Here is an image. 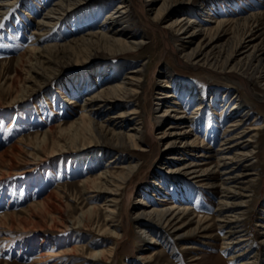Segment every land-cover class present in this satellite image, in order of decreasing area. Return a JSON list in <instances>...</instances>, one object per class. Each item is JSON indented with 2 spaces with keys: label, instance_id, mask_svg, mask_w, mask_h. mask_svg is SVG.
I'll use <instances>...</instances> for the list:
<instances>
[{
  "label": "rangeland",
  "instance_id": "1",
  "mask_svg": "<svg viewBox=\"0 0 264 264\" xmlns=\"http://www.w3.org/2000/svg\"><path fill=\"white\" fill-rule=\"evenodd\" d=\"M119 1L121 0H114L102 9L100 6L96 9L82 5L81 9L65 17L46 33L38 30L39 19L54 0H19L0 16V24L3 25L0 27V264H237L238 258L230 260V254L238 251L246 254L239 259L250 257L257 260V264H264V244L261 239L264 228L262 83L250 80L252 94L228 79V74L212 75L208 71L185 66V62L179 57L180 51L166 49L161 32L149 27L145 15L137 6L138 0H131L136 6L134 14L137 26L134 32L138 38L145 40L143 49L113 55L103 50L88 53L83 49L67 48L65 52L50 53L51 57L46 51L45 47L48 45L69 43L80 38L82 33L97 28ZM161 3L162 1H158L155 8ZM201 3L198 7L189 4L193 7L195 22L188 33L200 21L215 27V19L230 18L238 20L236 36L231 29L233 26L228 25L225 28L228 31L220 32L214 45L230 43L251 34L250 38L253 39L248 46L250 49L261 40L264 42V13L257 16L252 27L254 32L249 34V29L242 25L245 16L264 12V0H202ZM172 16L162 20L161 26L169 24ZM166 31V37L173 45L179 43L173 29ZM186 39L189 41L191 38ZM196 39L189 42V45L199 40ZM249 48L242 49L241 52H246ZM262 51L264 46L258 53ZM45 58H52V61L49 67L45 64L47 77L40 83L39 75L43 72L41 62ZM141 64H146L145 83L136 95L129 98L127 107L138 105L140 115L137 118L140 116L145 121L143 139L138 142L144 150H139V146H106L102 142L91 140L88 135L86 139L78 136V143L73 144V134L69 127L72 123H80L87 94L92 96L98 92L104 79H121ZM165 67L169 68L173 77L164 88L172 89L175 96L168 99V102L177 100L176 108L179 109L170 113L163 127L174 125L173 130L176 132L188 127L192 130L163 138L160 120L152 121V134L148 120L151 116L155 117L157 108L162 106H156L155 103L160 86L164 85L161 82L164 76L161 70ZM183 84H189V88L195 87L205 94L213 93L208 94L205 106L198 110L195 119L182 116L192 115L196 105L188 103L189 93L187 89L181 90ZM214 94L217 95L216 99H213ZM223 95L228 98L240 97L245 103L249 115L244 127H259V136L256 143H253L257 147L255 170L259 173L258 181L252 191L247 216L241 222L232 224L234 230L239 232L230 241L232 248L229 250H225L222 245L223 230L214 226L217 214L214 210L218 204L219 190L201 186V178L195 177L201 172L193 175L183 173L185 164L192 159H204L200 154L208 147L215 149L220 143L229 120L220 116L218 108L221 107L219 105ZM120 102L114 113L121 111L126 105ZM226 103L227 100L222 102L224 105ZM88 115L95 122L106 118L105 111L98 114L88 112ZM109 121L105 119L104 123ZM136 121L131 119L124 130L131 124L133 126ZM75 128L78 129L77 126ZM62 129H65L63 134ZM173 130L171 132H175ZM189 136L198 138L196 148L186 149L184 138ZM177 137L179 139L176 144L166 150L167 141ZM172 156L176 159H171ZM112 157L117 162L110 164L109 159ZM208 160L215 161V158ZM128 161L138 163L139 166L127 187L119 192L120 204L113 220L107 219L104 209L100 207L90 214L89 207L103 204L101 196L104 193L98 192L100 197L94 199L87 198L89 193L85 179L94 178L107 169L117 174ZM207 165L209 164H204L197 170L207 168ZM233 165L237 169L234 174L239 173L242 167ZM213 175L212 171L209 181L214 178ZM237 199L235 196L231 202ZM142 200L147 203V209L186 203L194 211V216L208 217L214 236L203 237L196 234L180 241L168 230L160 228L144 239L137 225L131 224L136 217L135 207ZM229 207L233 209V203ZM105 225L110 226L111 230L117 227V232L124 236L117 238L116 234L99 231L102 228L104 230ZM183 226L187 230L194 228L196 224L187 222ZM239 235L248 240L239 241ZM151 237L158 242L153 243ZM208 241L214 245L205 244ZM114 242L116 248L110 260L98 258L93 261L86 258L94 251L107 249ZM57 253L61 256H53ZM40 254L41 259L38 258ZM146 254L153 255L154 259L146 262L141 258Z\"/></svg>",
  "mask_w": 264,
  "mask_h": 264
},
{
  "label": "bare ground",
  "instance_id": "2",
  "mask_svg": "<svg viewBox=\"0 0 264 264\" xmlns=\"http://www.w3.org/2000/svg\"><path fill=\"white\" fill-rule=\"evenodd\" d=\"M18 1L19 0H0V16L5 13L6 9ZM113 1L114 0H54V2L51 3L41 15L38 30L46 33L65 17L69 16L74 11L81 9L82 5L83 7H96V9L100 6L102 9ZM158 1H162V3L159 7L155 8ZM201 2L202 0H138L137 6L145 15V20H147L149 27L155 31L159 30L161 32L164 47L166 49L170 48L172 50L177 49L180 51L181 54L179 57L183 59L185 66H189V68L195 70L208 71L212 75L228 74V79H232L233 82L239 84L253 94L250 80L258 81L264 85V51L258 53L260 48L264 46V42L261 40L254 44L250 49L248 46L251 45L253 39L250 38L253 35L251 34L249 36L245 35L242 38H238L236 41L232 40L233 42L230 43H224L219 46L214 45L213 43L219 38L220 32L225 31V28L228 25L233 26L231 29H233L234 36H236L235 32L237 30L238 20L230 18L215 19V27H211L210 24L202 23V21L199 20L201 23L196 26L193 31L188 33L193 22H195V19H193L194 15H192L194 14V11L191 6H201ZM135 7V2L131 0H121L116 7H112L109 10L108 14L104 17L102 24L97 26V28H92L91 30L82 33L81 36L79 35L80 38L71 40L69 43H54L46 46L45 49L48 51L50 57V53L65 52L67 48L75 50L83 49L88 51V53H91L94 50H103L112 53L113 55L139 51L144 48L146 42L143 38H138L134 32L137 26L136 15L134 14ZM263 13L264 12L257 14L254 13L243 18L242 25L249 29V34L254 32L252 27L257 20V16ZM170 15H173L171 21L169 24H165L162 27V20ZM169 28L177 33L176 37H178L179 43L176 45H173L166 37V29ZM186 38L191 39L188 41ZM196 38H199V40L197 42L195 41L193 45H189V42H194V39ZM188 45L189 47H187ZM245 48H249V50L246 51L249 53L246 54L245 51L241 52V50ZM51 61L52 58H45V60L41 62V70L43 72H40L39 75L41 77H39L40 83H43L46 80L47 73L45 64L49 67ZM161 72L164 75L163 79L161 78V82L164 83V85L160 86L161 88L158 93L159 96L157 97L155 105L162 106L157 108L158 112L156 116L153 118L151 116L148 120L152 127L150 133L152 134L154 123L152 121L155 119L160 120L162 129L161 134L163 138L166 136L188 133L192 130L189 127L184 128L185 130L181 129L183 131L180 132L173 130L174 125L163 127L165 126L170 113L177 112L179 107L178 109L176 108V104L178 105L177 100H173L172 102L169 100L171 104L166 105L167 103H170L168 102V99H172L171 97L174 96L172 89L166 90L164 88L168 86L169 80L173 77V73L170 72L168 67H165ZM145 76L146 64H141L139 67L137 66V68L127 72V74L121 79H104L98 92H95V94L93 93L92 96L87 94L84 101L86 107L80 118V123H78L79 126L72 123L69 127V130L72 131L73 134L72 143L76 145V143H78V136H82L83 139H86L88 135L91 140H97L98 142L104 143L106 146L117 148H123L126 146L138 148L139 146V150H144L142 148L143 146L139 145L138 142L143 139L142 132L146 129V127L143 126L145 121H143V118L140 116L137 118V116L140 115L138 105L128 108L127 103L130 102L129 98L131 96L136 95L139 92L140 88L145 83ZM188 85L185 84L182 86L181 90L187 89L190 99V102L188 103L193 102L196 105L195 109H193L192 115L182 116H185L187 119H195L198 112L205 106L208 94L213 93L206 92L205 94L202 91L197 90L195 87L189 88ZM216 97L217 95H215L213 99H216ZM225 97L226 95L222 96L220 100L221 105H219L221 107L218 108L220 116L229 118V120L223 131V137H221L220 143L215 149H208V147L206 151H203L200 154V157H204V159H192L185 164L183 166V173L184 175H193L197 172H201L200 174L197 173L198 175L195 176L201 178L200 185L211 188L215 187L219 190L217 191L219 193L218 204L214 210L217 212L214 219V226L216 229L223 230L224 235L221 238L222 245L225 250H229L232 248L230 246L232 242L230 241L233 240V236L239 232L234 230L232 224L241 222L242 219L247 216L252 191L256 187L258 181L259 173L255 170V159H257V157H255V148L257 147H255L253 143H256L259 136V127L257 125L244 127L249 115V110L245 109V103L237 96L234 98ZM12 98L16 99V97ZM226 100L227 103L225 105L222 104V102ZM120 101L126 105H122L123 107L121 111L114 113L115 108L117 109V107L120 106ZM100 111L106 112L105 119L110 120L107 124L104 123L105 119L101 122H95L88 115V112L98 114ZM131 119H136V123H134L133 126L131 124L124 130L126 123ZM175 123L173 122V124ZM76 126L78 129L75 128ZM49 129L52 130V127ZM171 130L175 132H171ZM63 133H65V129L61 130V134ZM160 137L161 136H159V138ZM177 139H179V137L168 140L165 147L166 150L171 148V146H174L178 141ZM184 141V145L187 146L186 149L196 148L199 144L198 138H192L191 136L185 137ZM104 149L106 150V147ZM173 158L175 157L172 156L171 159ZM211 158H215V161L208 160ZM109 162H111L110 164L116 163L117 159L112 157L109 159ZM204 164L209 165H207V168H201L198 171V167L204 166ZM233 164H238L239 167H242L239 173L237 172V174H234V171L237 169H234ZM138 166V163L133 164L132 161H128L117 174H113L107 169L94 178L89 177L85 179L84 183L88 185L87 193H89L87 198L94 199L100 197L101 194L99 195L98 192L105 194H103L104 196H101L104 200L103 204L100 206L92 205L88 209L89 213L93 214L97 211L98 207H100L104 209L107 219L110 218L113 220V215L117 212L120 204V198L118 197L119 192L127 187V184ZM250 170L252 171L248 172ZM212 171L215 179L212 178L211 181H209L208 177L211 176ZM235 196L238 197L237 201L231 202V199ZM180 200L181 199H179V201ZM231 203H233V209L229 207ZM146 204L147 203L144 200L137 204L135 207L137 208L136 217L134 218L133 223L131 222V224L137 225L139 233H141V236L144 239L150 237V233H155L160 230V228L168 230L177 240L180 241L196 234L202 235L203 237L214 236L211 231L212 224L208 217L194 216V211L191 210V207L186 203L180 202L176 206L171 205L161 208L151 207L150 209H147ZM9 214L10 213H7V215ZM83 215L86 217L85 212ZM187 222L188 224L195 223L196 226L186 230V227L183 225H187ZM106 225L104 230H102V228L99 231H107V233L116 234L117 238L124 236L117 232V227H114L111 230L110 226ZM111 226L113 227L114 225ZM261 232L262 244H264V228ZM239 236V241H245L247 239H245L243 235ZM153 239L154 238L151 237V240ZM116 242L110 245L107 249L90 253L86 258L93 261H97L98 258L110 260L114 254ZM152 242L157 243L158 241L153 240ZM205 244L214 245L211 241H208ZM193 248H195V246ZM74 253L69 254L73 255ZM53 256L60 257L61 255L57 253L55 255L53 254ZM230 256V260L238 258L237 264H257V260H252L253 258L250 257L239 259L246 256V254L240 253L239 251L235 254H230ZM38 258L41 259L42 255L40 254ZM141 258L146 262H151L154 259V256L146 254L141 256ZM94 264H96V262H94Z\"/></svg>",
  "mask_w": 264,
  "mask_h": 264
},
{
  "label": "snow or ice",
  "instance_id": "3",
  "mask_svg": "<svg viewBox=\"0 0 264 264\" xmlns=\"http://www.w3.org/2000/svg\"><path fill=\"white\" fill-rule=\"evenodd\" d=\"M0 27H3V25H2V24H0Z\"/></svg>",
  "mask_w": 264,
  "mask_h": 264
}]
</instances>
